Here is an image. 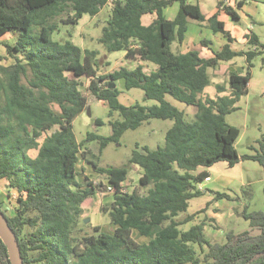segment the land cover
I'll return each mask as SVG.
<instances>
[{
    "label": "trees",
    "instance_id": "16d2710c",
    "mask_svg": "<svg viewBox=\"0 0 264 264\" xmlns=\"http://www.w3.org/2000/svg\"><path fill=\"white\" fill-rule=\"evenodd\" d=\"M107 1L0 0V36L10 32L14 37L12 43L2 42L14 61L0 63V180L6 181L8 196L18 193L12 215H7L2 203L0 211L16 235L23 264L264 263V209L250 212L245 204L241 214L250 230H228L221 242L208 239L203 232L208 222H214L212 217L180 228L195 217L185 214L188 200L202 193L195 182L203 180L207 172L194 174L198 166L224 161L232 167L250 159L264 171V137L257 141L258 152L238 155L234 144L240 129L226 121V115L239 108L249 67L256 56L264 55V43L252 34L244 51L232 50L225 43L206 59L196 51L175 53L171 44L184 39L187 18L204 20L197 0H114L97 41L108 52L123 50L127 59L152 62L156 68L147 72L142 65L132 69L120 66L98 73V50L53 40L51 33L57 29L58 17L64 23H74L84 13L95 15ZM173 3L178 4L177 13L167 19L163 11ZM223 8L233 21L239 20L231 6ZM68 10L72 14L61 18ZM146 13H154L155 18L143 25L141 16ZM207 21L213 32L232 41L216 14ZM240 54L247 61L246 73L230 72L227 85L215 83L214 97L202 95L211 81L208 70ZM261 65L264 67V56ZM82 75L89 77L85 92L80 89ZM118 79H123L125 89L139 88L144 100L157 103L123 105L118 100ZM167 94L195 106L194 119H186L184 111L166 99ZM89 97L106 102L111 133L87 132L78 142L72 121L87 108ZM114 113L117 118L112 117ZM5 115L23 131L10 142L7 140L14 131L2 123ZM151 118L172 120L165 145H136L121 166L98 165L85 144L97 140L102 148L117 143L126 130ZM30 149L36 150L34 157L27 153ZM81 156L110 185L112 233L102 232L98 226L91 233H80L79 225H85L83 203L97 188L90 181L79 182L76 164ZM131 165L142 169L139 183L150 185L144 194L122 190ZM213 198L232 196L216 191ZM181 213L184 216L179 219ZM133 229L148 241H135ZM253 229L257 230L254 234ZM0 264H10L1 238Z\"/></svg>",
    "mask_w": 264,
    "mask_h": 264
},
{
    "label": "rangeland",
    "instance_id": "374dc122",
    "mask_svg": "<svg viewBox=\"0 0 264 264\" xmlns=\"http://www.w3.org/2000/svg\"><path fill=\"white\" fill-rule=\"evenodd\" d=\"M258 16L264 18V3L259 2ZM69 11V10H68ZM68 11L61 15V18H65ZM172 9L170 7L164 10L165 17H169ZM109 15V9L104 7L100 14H96L94 17L89 18L87 14L81 15L74 23H63L60 21L59 17L56 19L59 24L58 32H55V36L58 41L64 42L66 40L72 41L76 44L83 43V47L89 49H96L99 51L98 57H103V62H110L109 65L100 66L98 73H106L109 70L118 69L120 66H125L131 68L134 62L125 57L123 50L108 52L104 49L103 45L96 41V37L100 34V25ZM89 18V19H88ZM88 19V20H87ZM259 19V18H258ZM87 20V21H86ZM86 21V22H85ZM85 23V24H84ZM255 27H259L262 30L260 32L264 34V25L256 24ZM192 31V26L190 24V33ZM82 33V36H81ZM208 35L210 32L205 33ZM51 38L53 34L51 33ZM10 39L9 41H11ZM2 42V41H1ZM2 48V44H0ZM5 50V49H4ZM14 61L13 57L6 53V51H0V63L9 64ZM253 75L254 77H264V67L261 65V60L259 57H255L253 60ZM147 68L149 65L146 66ZM211 69L208 70L210 75V83L203 90L202 95L214 97L216 94L215 83H223L227 85V79L224 76H216L211 73ZM217 77V78H216ZM117 87L121 90L118 96V100L123 105L134 103L138 101L144 105H152L157 103L155 100H143V91L139 88L125 89L123 80L117 81ZM85 92V90H84ZM201 95V94H200ZM166 99L170 101L174 106L183 110L185 117L188 120L194 119V113L196 112V107L193 105H187L170 95H165ZM247 100V102H246ZM239 108L232 111L228 117L227 122L229 124L235 125L240 129V134L235 141V149L240 155L255 153L259 151V145L257 141L264 137V95L263 96H250L249 98L241 97L238 101ZM89 108V110H87ZM113 118H117V114L114 113ZM111 117L108 116V106L105 101L96 100L91 97L88 98L87 108L80 112L72 122V131L78 142L82 141L86 137L87 132H95L99 135H109L111 133V128L108 121ZM99 120L100 123H96ZM2 123L13 128V134L8 138L10 142L13 137L22 135V128L18 126L12 118L7 115L2 117ZM172 124L170 119H159L151 118L141 123L135 129L126 130L117 143L110 142L105 147L100 148L97 140L89 141L85 143L95 154L98 165L103 167L109 166H121L126 163L130 156L132 149L136 145L142 146L147 145L150 148H156L158 146L163 147L165 145V133L166 130ZM43 134L40 136L41 141ZM31 157L36 154L35 149H30L27 152ZM238 154V155H239ZM81 158V157H80ZM242 161L240 174H233L229 180L228 186H224L221 182L216 180V174H221L217 170V166L214 167L217 173L213 174L211 180H203L198 185L202 190L208 189L212 191L226 192L231 194L232 199L230 200H220V205L224 214H221L220 225L214 222L207 223L208 226L203 228V232L211 240L223 241L224 234L228 230H233L235 233L250 230L248 221L242 217V211L247 205V211H258L264 209V171L262 166L254 160L245 159ZM85 162V159H84ZM83 168V167H81ZM210 170V169H209ZM212 171V169H211ZM79 172V171H78ZM80 179L83 182L90 181L96 185V192L92 196L93 201L90 203L89 207H85L81 214V219L85 225L80 227V233H91L93 232L94 226H98L100 231L112 233L113 226L110 224L108 211L110 208V202L112 200V191L108 188L106 178L103 175H98L92 173L90 176V171L88 174H84L83 170L80 171ZM128 179L124 183V189L128 192L137 191L140 194H144L147 191V187L141 185L138 182V175L133 169L128 170ZM105 184V185H104ZM0 203L6 208L7 215H12V206L17 204V192H10L14 197L10 198L7 195L6 181L0 180ZM193 206V205H192ZM191 206V207H192ZM204 212V211H203ZM203 212L198 214V218L195 221H200L203 216ZM183 215H179L181 218ZM194 222H189L186 225H181V228L187 229ZM257 230L253 229L252 234L256 233ZM134 238L137 242H146L148 239L146 237H140L133 233ZM202 255V253H200Z\"/></svg>",
    "mask_w": 264,
    "mask_h": 264
},
{
    "label": "crops",
    "instance_id": "0c3cea01",
    "mask_svg": "<svg viewBox=\"0 0 264 264\" xmlns=\"http://www.w3.org/2000/svg\"><path fill=\"white\" fill-rule=\"evenodd\" d=\"M239 1L241 2L240 5L237 4V2H239ZM197 2L199 4V8H200L201 13L204 15V20L198 21V20H195V19L190 18V17L187 18V30H186V33H185V37L180 43L173 42L171 44V50L173 52H175V53H185V52H188V51H196L200 58L206 59V58L212 57L214 55V52L219 50L221 48V46L223 44H225V43H228L232 50H239V51L246 50V48L248 47L247 46L248 38L252 34H255L257 36L258 40L261 43H264V34H262L260 32V30H262V29L259 28V27L258 28L255 27L256 24H263L264 25V18H261V16H258V10H259L258 3L259 2H263L264 3V0H197ZM113 3H114V0H108L106 2V4L104 6H102L99 9L98 13H96V14H100L102 12V10L104 9V7H107L109 9V15H108V17H109L110 14H111ZM224 5L231 6L237 12V14L239 15V20L237 22L233 21L231 19V17L229 16V14H227L225 12V10L223 8ZM168 7H170V9H172V11L170 13V16L167 17V19H172V18H174V16L177 13L178 4L177 3H173L171 5H168L166 8H168ZM68 13L72 14V11L69 10ZM163 13H164V11H163ZM84 14H86V13H84ZM213 14H216L218 20L223 22L224 29L229 33L230 37L232 38V41L229 42L227 37L225 35H223L221 32H213L211 30L207 20ZM87 15L89 16V18L95 16V15H89V14H87ZM154 18H155V14L154 13H146V14H143L141 16V22H142L143 25H148V24H150L152 22V20ZM105 20L100 25V34H101V28L105 24ZM190 24L192 26L191 33H190ZM58 25L59 24L57 23V29L52 32L53 37H54V38H52L53 40H57L55 38H58V37L55 36V34H56L55 32H58V29H59ZM208 32L211 33L209 35V37H208L207 34H205V33H208ZM100 34L95 38L96 41H97V38L100 36ZM81 36H82V33H81ZM13 38H14L13 34L10 33V32H6V33L2 34L0 36V44H2V48H0V51H6V50H4L5 46L3 45L2 42L12 43L13 42ZM82 38H83V36H82ZM10 39H12V40L9 41ZM203 40H205L206 43H203ZM83 43H84V41L82 43L80 42L78 44H76V43H74V44L79 46L81 49H84L86 47H83ZM104 56H106V55H104ZM104 56L100 57L101 58V62H100L99 68H100V66L109 65L110 64V62H107V61L103 62V57ZM262 56H264V55H258L256 57H259L260 60H261ZM253 60H252V66L249 67L250 76H249V79L247 81L246 93L243 95V97H246V98H249L250 96L257 97V96H263L264 95V77H262V76L254 77L253 71H252V67L254 65ZM132 61L134 62V64L132 65V67L130 69L134 68L137 65H142L143 69L145 71H147V72L153 71L156 68V65L154 63H152V62H148V61H144V60H140V59L132 60ZM147 65H149L148 68L146 67ZM211 70H212L211 73H213L217 77L218 76H224L226 79H227V76H228V74L230 72H234V73H237V74L244 75L246 73V71H247V61H246L245 56L243 54H240V55H237V56L233 57L232 59H230L228 61L220 62L219 65L217 66V68L211 69ZM110 71L111 70H109L108 72H110ZM79 80H80V83H81L80 84V89L83 90V91L84 90L86 91L87 85L89 83V77H86V76L82 75V76L79 77ZM118 80H123V79H118ZM117 81H116V87H117ZM112 87H114V83H113ZM120 93H121V90H119V94ZM119 94H118V96H119ZM142 99L144 100L143 96H142ZM135 102H138V101H135ZM246 102H247V100H246ZM131 104H133V103H131ZM131 104H127V105H131ZM230 113H228L226 115V121H227V117H228V115ZM216 165H218L217 166V170L219 172H221V174H216V180L221 182L224 186H228L229 180L231 179L233 174H240L242 161H239L238 163H236L232 167H229L227 165V163L224 162V161L216 162V163H214L213 165H211L209 167L198 166L195 169V171H193V173L196 174V173H198L200 171H206L207 175L205 177H209L208 180L210 181L212 176H213V174L218 172L214 168V167H216ZM81 167H83V168H81ZM129 169H133L135 172H137L138 180H139V177H140V175L142 173V169L138 165H131ZM211 169H212V171H211ZM76 170H77V172L79 171L77 177H78L79 182H81V183H83V180L80 179V174H79L81 170H83L84 174L85 173L88 174L89 171H90V176H91V174L93 172L98 174L97 172H95L93 170V167H92L91 163H88L87 161L84 162V158L82 156L79 159L78 163L76 164ZM98 175H100V174H98ZM128 178L129 177H128V173H127L126 179L121 184L122 185V190H124V191H126L123 188L124 187V183L127 181ZM203 180L195 182L196 187L198 189H200V191L202 193H201V195L196 196V197H192V198H190L188 200V207H187V210H186L185 214L186 213L187 214H194L195 217L191 220V222L197 223V221H195V220L198 218L197 216L200 213L199 211L202 210V212L204 211L203 212L204 213L203 216L205 215L204 217H212V218H214V221H216V223H218L220 225L219 218H221V216H222L221 214H224L223 210L225 209V208L221 207L220 200H223V199L227 200V198L214 199L213 196H214V192L215 191L208 190V189L202 190L199 187L198 184L200 182H202ZM106 181H107V179H106ZM107 185H108V188H110V185H109L108 181H107ZM146 187L148 189L150 187V185H147ZM229 195L231 196V194H229ZM0 196H1V194H0ZM88 200H89V202L93 201L92 197L89 198ZM228 200H230V199H228ZM89 206H90V203H87V201H86V202L83 203V207L82 208L84 209L85 207L87 208ZM180 215L184 216L183 213H181ZM110 224L114 228V225L112 223H110ZM186 224L187 223H185V225ZM182 225H184V224H182ZM207 226H208V224H206L204 226V228L207 227ZM181 229H184V228H181ZM133 233H136V235H138L140 237L143 236V235L139 234L136 230L133 229L131 231V236L133 237L134 240H135V238H134ZM143 237H145V236H143ZM207 238L210 239L208 236H207ZM142 243H144V242H142Z\"/></svg>",
    "mask_w": 264,
    "mask_h": 264
},
{
    "label": "water",
    "instance_id": "95a60500",
    "mask_svg": "<svg viewBox=\"0 0 264 264\" xmlns=\"http://www.w3.org/2000/svg\"><path fill=\"white\" fill-rule=\"evenodd\" d=\"M113 83H110V87ZM89 110V108L87 109ZM0 238L7 249L10 264H23L15 233L8 224L5 215L0 211ZM264 264V263H260Z\"/></svg>",
    "mask_w": 264,
    "mask_h": 264
},
{
    "label": "built area",
    "instance_id": "2783aa9c",
    "mask_svg": "<svg viewBox=\"0 0 264 264\" xmlns=\"http://www.w3.org/2000/svg\"><path fill=\"white\" fill-rule=\"evenodd\" d=\"M204 179H205V180H208V179H209V177H205ZM123 191H124V190H123ZM8 197H10V198L12 197V198H13V197H14V195H11V194H10ZM16 205H17V204H16ZM16 205L12 206V208L14 209V207H15ZM6 208H7V209H9V207H8V206H6Z\"/></svg>",
    "mask_w": 264,
    "mask_h": 264
}]
</instances>
